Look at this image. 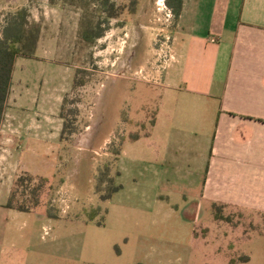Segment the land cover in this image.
<instances>
[{"label": "rangeland", "instance_id": "obj_1", "mask_svg": "<svg viewBox=\"0 0 264 264\" xmlns=\"http://www.w3.org/2000/svg\"><path fill=\"white\" fill-rule=\"evenodd\" d=\"M112 2L126 6L117 18L98 3L28 0L42 34L35 56L16 61L0 129V264H264V215L224 208L220 220L203 201L212 134L186 112L193 91L174 100L159 84L173 61V1ZM17 10H4L0 38ZM90 21L98 37L88 43ZM148 130L150 142L131 141ZM24 173L50 178L53 190L36 209L15 211L5 205ZM108 175L119 189L102 198Z\"/></svg>", "mask_w": 264, "mask_h": 264}, {"label": "crops", "instance_id": "obj_2", "mask_svg": "<svg viewBox=\"0 0 264 264\" xmlns=\"http://www.w3.org/2000/svg\"><path fill=\"white\" fill-rule=\"evenodd\" d=\"M27 6L28 0H0V20L4 10ZM170 42L173 61L159 84L174 100L180 95L172 92L192 90L198 106L186 112L197 117L196 131L206 124L212 134L201 160L208 164L203 201L210 208L226 205L264 215V0H183ZM184 67H190L189 81L175 77ZM132 93L123 98L122 113L116 108L114 123H123ZM156 121L157 112L153 126ZM151 135L148 130L131 141L150 142Z\"/></svg>", "mask_w": 264, "mask_h": 264}, {"label": "trees", "instance_id": "obj_3", "mask_svg": "<svg viewBox=\"0 0 264 264\" xmlns=\"http://www.w3.org/2000/svg\"><path fill=\"white\" fill-rule=\"evenodd\" d=\"M61 1L64 4L71 6L80 5L83 8L88 7L91 2L98 3L101 6V11L107 13L108 18H117L126 10V6H122L121 8L119 7L117 10L115 8L116 4L112 2V0ZM172 1V4L174 5L171 7H174L175 14L178 18L182 10L183 0ZM137 4V1H133L131 3V8L129 10L130 14L137 13ZM87 24L85 25V31L82 32L83 40L91 43L98 37V34L92 31L93 26L91 21ZM41 34V23L31 18L29 9L26 7L17 10L6 19L2 37L0 38V129L6 113L7 100L12 85L16 61L19 57L32 58L35 56ZM63 117L65 116L63 115ZM69 127L68 120L65 118L63 134L69 132L72 135L76 132V130L73 128L69 129ZM120 154V152H117L118 158ZM37 178L38 177L31 173H24L20 175L14 182L11 192L12 195L5 207L15 209L17 211H31L40 205L45 204L50 192L53 190L52 184L50 183V178L48 177L40 176L38 181L35 182ZM104 180L108 184V192L106 194L102 193V198H109L112 192L119 189V186L115 184V178L110 175H108L107 179ZM20 189H22L21 192ZM101 192L102 189H97V193ZM225 206L226 205H214V213L217 219H223L224 215L222 212Z\"/></svg>", "mask_w": 264, "mask_h": 264}]
</instances>
